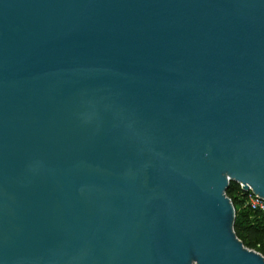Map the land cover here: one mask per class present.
Returning a JSON list of instances; mask_svg holds the SVG:
<instances>
[{
    "label": "water",
    "instance_id": "1",
    "mask_svg": "<svg viewBox=\"0 0 264 264\" xmlns=\"http://www.w3.org/2000/svg\"><path fill=\"white\" fill-rule=\"evenodd\" d=\"M264 0H0V264H264Z\"/></svg>",
    "mask_w": 264,
    "mask_h": 264
},
{
    "label": "trees",
    "instance_id": "2",
    "mask_svg": "<svg viewBox=\"0 0 264 264\" xmlns=\"http://www.w3.org/2000/svg\"><path fill=\"white\" fill-rule=\"evenodd\" d=\"M227 196L235 208L234 232L244 246L264 255V211L252 209L247 195L240 185L230 181Z\"/></svg>",
    "mask_w": 264,
    "mask_h": 264
},
{
    "label": "built area",
    "instance_id": "3",
    "mask_svg": "<svg viewBox=\"0 0 264 264\" xmlns=\"http://www.w3.org/2000/svg\"><path fill=\"white\" fill-rule=\"evenodd\" d=\"M240 187L242 188L241 185ZM246 192L248 193L247 199H248V204L250 205V207L252 209H260L264 211V200L260 199L258 196L253 194L250 190Z\"/></svg>",
    "mask_w": 264,
    "mask_h": 264
}]
</instances>
